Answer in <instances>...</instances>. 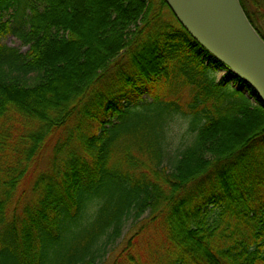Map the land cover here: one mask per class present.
Returning a JSON list of instances; mask_svg holds the SVG:
<instances>
[{
    "label": "trees",
    "instance_id": "16d2710c",
    "mask_svg": "<svg viewBox=\"0 0 264 264\" xmlns=\"http://www.w3.org/2000/svg\"><path fill=\"white\" fill-rule=\"evenodd\" d=\"M126 229L110 264H264L261 97L166 0H0V264H106Z\"/></svg>",
    "mask_w": 264,
    "mask_h": 264
},
{
    "label": "water",
    "instance_id": "95a60500",
    "mask_svg": "<svg viewBox=\"0 0 264 264\" xmlns=\"http://www.w3.org/2000/svg\"><path fill=\"white\" fill-rule=\"evenodd\" d=\"M185 29L264 103V38L240 0H166Z\"/></svg>",
    "mask_w": 264,
    "mask_h": 264
},
{
    "label": "rangeland",
    "instance_id": "374dc122",
    "mask_svg": "<svg viewBox=\"0 0 264 264\" xmlns=\"http://www.w3.org/2000/svg\"><path fill=\"white\" fill-rule=\"evenodd\" d=\"M11 17V12L6 14V19H9ZM260 26L262 28V31L264 32V19L263 23ZM2 42L8 46H13V47H18L21 49V51H26L28 49L27 46H24L21 42V40L13 33H7L3 36ZM223 72L218 71L216 73L217 79H219L222 76ZM166 91V88L159 89V92L164 93ZM156 92V90L154 91ZM147 100H152V94H145ZM168 99L175 98L178 103L182 105V107L185 109L184 112L176 111L172 112V115L167 117V148L166 152L168 153V156H176L181 150H183L187 145L191 144L196 131L192 129V121H193V116L192 114L189 113V108H188V103L190 101V90L184 89L180 95L177 94H171L170 92L166 96ZM179 97V98H178ZM166 100H164L163 103H165ZM163 103L160 104V102L155 103L152 105V107L145 109V110H150L151 114H157L160 113L162 114L163 117H166V112L165 110V105H162ZM129 124L136 122V118L129 119L128 120ZM126 126V124H124ZM167 160V164H168ZM170 165V164H168ZM129 226L127 227V229ZM126 231L124 232L123 236L118 240L117 244L114 247V250L107 256L105 263L110 264L115 255L121 248L124 246L126 239L128 235H126Z\"/></svg>",
    "mask_w": 264,
    "mask_h": 264
}]
</instances>
